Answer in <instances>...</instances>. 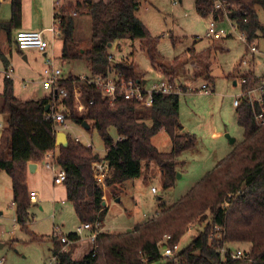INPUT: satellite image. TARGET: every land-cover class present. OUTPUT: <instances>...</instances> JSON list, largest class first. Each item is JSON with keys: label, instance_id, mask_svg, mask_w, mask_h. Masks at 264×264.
Instances as JSON below:
<instances>
[{"label": "trees", "instance_id": "trees-1", "mask_svg": "<svg viewBox=\"0 0 264 264\" xmlns=\"http://www.w3.org/2000/svg\"><path fill=\"white\" fill-rule=\"evenodd\" d=\"M193 1L201 17L220 19L225 16L244 35L246 46L259 37L264 38V24L260 23L256 11L257 5L264 9V0ZM138 6L139 0L54 2L53 23L62 40L60 59L84 61L90 77L105 76L108 70L114 69L125 78L140 79L131 63L110 64L107 59L108 44L123 38L140 39L146 43L152 65L157 64L149 30L135 14ZM80 14L90 16L91 38L86 48L78 45L74 35L75 17ZM20 26L21 0H10V15L7 20H0V32H5L11 40L12 30ZM0 58L7 66L8 61L1 51ZM159 66L169 69L163 72L172 81L174 67ZM60 86L68 92L67 98L61 100L66 119L77 126L85 121L89 125L86 130L94 128L97 131L106 150L103 158L69 135L67 146L55 145L53 122L45 117L51 96L19 99L14 94L12 79L5 76L0 93V111L6 115L0 130V170L11 179L15 221L33 235V240L38 239L26 226L31 206L26 172L28 163L43 161L47 153L53 152L54 163L65 171L66 199L72 204L77 220L96 231L94 247L80 259L70 256L71 247L60 250L61 244L53 238L55 264H153L161 259L166 260L165 264H264V123H256L246 100L235 110L237 122L243 128V139L213 168L175 202L160 207L155 216L135 224L130 230L106 232L96 227L101 223L106 206L103 205L102 187L94 179L92 164L107 161L109 176L105 184L116 186L127 179L139 178L142 164L154 161L163 172L164 185L172 186L177 158L193 149L196 139L192 133L183 132L179 94H154L150 107L138 108L135 101L121 96L109 103L100 90L70 73L60 81ZM74 87L80 90L84 105L81 113L73 106ZM145 112H148L149 123ZM111 127L115 129L116 139L109 134ZM160 129L171 141L169 152L159 151L152 143V137ZM225 203L227 206H223ZM194 220L205 222L199 234L174 257H161L157 243L163 235L170 236L169 244L179 242L188 223ZM66 235L79 239L75 232ZM235 243L248 244L244 257L221 256L217 251L221 246L230 248Z\"/></svg>", "mask_w": 264, "mask_h": 264}, {"label": "rangeland", "instance_id": "rangeland-1", "mask_svg": "<svg viewBox=\"0 0 264 264\" xmlns=\"http://www.w3.org/2000/svg\"><path fill=\"white\" fill-rule=\"evenodd\" d=\"M67 1L74 2L60 0L59 4ZM33 2V6L41 7L40 11L35 10L37 6L34 8V24L49 28L53 23V1ZM256 11L260 23L264 24V9L257 5ZM135 14L149 30L153 40L151 49L157 64L152 65L143 40L129 38L120 39L108 47L107 51L112 55L111 64L119 61L131 63L139 78L147 80V85L161 78H168L163 70L169 69L159 64L172 65V81L181 91L179 119L184 128L183 132L192 133L196 143L193 149L183 152L177 158L172 186L164 185L163 172L154 161L142 164L139 178L127 179L116 186L105 184L102 190L106 211L102 216L100 230L106 232L130 230L135 224L155 216L160 207L175 202L206 171L213 168L235 143L243 139V128L237 122L236 107L233 106L235 95L241 92L240 87L235 86L233 81L238 82L239 77L247 71V67L240 65L247 48L237 38L240 32L231 27L228 19L223 16L220 18L223 22L221 26L228 29L230 36L219 40L207 39L205 31L211 17L197 15L193 0H139ZM9 15L10 0H0V20H7ZM15 33L16 30H12L11 40H8L7 34L0 32V51L8 61L5 66L4 60L0 58V93L5 76L3 71L11 67L15 96L19 99H31L47 95L42 86L46 57L34 49L19 52L14 42ZM74 35L80 47L86 48L90 45L89 15L80 14L75 17ZM43 36L50 44L48 55L55 57L64 75L70 73L80 77L90 76L84 61L60 59V37L56 36L52 40V35L47 30L43 31ZM255 42L258 48L255 68L259 70L264 58V38L259 37ZM204 83L208 85V93L200 91ZM181 87L185 90L182 91ZM1 104L0 96V106ZM56 105L58 109H62L60 101ZM5 121L6 115L0 111V122L5 124ZM146 122L149 123L150 119ZM70 125L64 130L65 133L72 138L78 137L83 145L90 146L99 157L105 156L103 141L94 128L86 130L72 123ZM108 131L112 138H117L114 128L111 127ZM226 134L234 139V143H229ZM152 143L161 152H169L172 147L169 136L163 129L152 137ZM40 162L43 173L27 175L28 186H36L42 197L37 202H30L26 221L29 231L38 236L37 240H33V235L23 230L15 221L11 179L4 170L0 171V264H54L51 256L55 230L67 234L76 232L80 225L72 204L63 193V185L52 187L50 169L45 167L46 159ZM152 187L155 192H151ZM60 201L64 203L61 204ZM194 221L195 225L191 230L186 227V232L178 242L180 250L199 234L205 223ZM93 246L89 231L83 229L80 239L70 248V256L80 259ZM229 247L244 252L249 249L246 243H235ZM165 261L161 259L153 264H165Z\"/></svg>", "mask_w": 264, "mask_h": 264}, {"label": "built area", "instance_id": "built-area-1", "mask_svg": "<svg viewBox=\"0 0 264 264\" xmlns=\"http://www.w3.org/2000/svg\"><path fill=\"white\" fill-rule=\"evenodd\" d=\"M57 2L58 0H52ZM220 5L217 4L216 8ZM229 21V20H228ZM223 23L220 19H211L208 22L207 29L205 31V37L210 40H219L230 36L228 29L221 26ZM231 27L235 28L230 22ZM45 30L49 31L52 35V40L58 36V30L56 29L54 23L49 28ZM44 30H24L17 29L14 42L16 47L20 51H25L28 49H34L41 52L45 57L44 69H43V79L42 86L46 90L47 95L51 96L52 99L48 105V110L45 117L53 122L55 135L57 132L68 129L70 121L65 117V114L61 109L57 108L56 102L64 98H67L68 92L66 88L60 86V81H62L66 75L63 74V71L59 64L56 63L55 57L51 54L48 55L50 44L43 36ZM239 40L246 43V39L242 33L237 36ZM258 53V48L256 42H252L247 45L245 53L242 55L240 60V65L247 67V71L239 77L238 82L235 80V86L240 87V94L235 95L233 100V106L237 107L242 100H246L251 108L254 115V119L257 124L264 123V58L260 65V69L256 70V60L255 54ZM264 55V54H263ZM107 59L109 63L112 62V55L108 54ZM12 68H5L3 73L5 77H10L12 75ZM82 80H85L87 83L92 84L95 89L101 91L102 96L108 100L109 103H114L119 96L123 97L125 100L135 101L138 108H147L150 107L153 102L154 94H180L178 86L171 81L169 78H161L158 81H154L147 85V80L137 79L133 80L130 78H125L121 72L114 69L108 70L105 76H95V77H80ZM200 91L208 93V85L202 84ZM74 109L76 112H83L84 105L81 101L80 90L78 87H74L72 90ZM4 126L0 122V130ZM67 134V133H66ZM69 134H67L68 137ZM75 141H80L78 137L73 138ZM56 145V144H55ZM57 146V145H56ZM53 152L46 154L45 167L50 169L51 172V181L54 185H63L65 179V171L58 167L53 161ZM92 171L96 183L100 187L105 186V178L109 176V167L108 163L105 160H99L92 164ZM151 192H155V188H151ZM28 198L31 203L37 202V193L36 191H29ZM63 202V201H62ZM223 206H227L225 203ZM195 225V221L188 223L187 229ZM98 224H96V227ZM90 225L80 224L76 229V234L80 236L82 230H90ZM96 231H92L89 236V239L94 243ZM55 239L61 244L60 250L66 251L69 249L77 240L68 237L66 234H63L60 231L55 230L54 234ZM170 236L163 235L162 239L157 243L158 251L163 258H172L179 251L178 242L169 244ZM94 247V246H93ZM217 251L224 256L228 254L231 258H240L245 255L244 251L240 249L232 250L227 248L225 245L217 249ZM51 261L55 264L56 256H51Z\"/></svg>", "mask_w": 264, "mask_h": 264}, {"label": "crops", "instance_id": "crops-1", "mask_svg": "<svg viewBox=\"0 0 264 264\" xmlns=\"http://www.w3.org/2000/svg\"><path fill=\"white\" fill-rule=\"evenodd\" d=\"M33 1L34 0H21V26H20L19 29H24V30H44L45 29V28H42V27H39V26L35 25L34 22H33V20H32V16L35 14V10H37V11H40L41 10V7L40 6H37V5H36L37 7L36 6H33V5H35V3ZM57 3H60V0H58ZM53 5H54V2H52V12H51L52 15H53ZM34 8H35V10H34ZM52 20H53V18H52ZM1 21H4V20H1ZM23 56H25V55H23ZM24 59L26 60V56H25ZM233 84L235 85V80L233 81ZM144 114H145V119L148 120V118H149L148 117V112H145ZM41 163L42 162H33V164H34L33 169L32 170H29L27 168V172H26V183H27L28 190L29 191H36V193H37V199L38 200L41 197V195H40V193L38 191V188L36 186H33V187H29L28 186L27 175H29V174H41V173H43V166H41ZM50 183L52 184V187H60L61 186V185H54L51 180H50ZM53 189L55 190L56 188H53ZM63 193H64V195L66 197L65 188L63 190ZM53 198H52V200H54ZM60 202H61V204L64 203V201L63 202L60 201ZM104 205H106L105 199H104ZM100 225H101V223L98 224V229H100ZM87 231H89V236H90V234L92 233V230H87ZM79 239H80V236H79Z\"/></svg>", "mask_w": 264, "mask_h": 264}, {"label": "water", "instance_id": "water-1", "mask_svg": "<svg viewBox=\"0 0 264 264\" xmlns=\"http://www.w3.org/2000/svg\"><path fill=\"white\" fill-rule=\"evenodd\" d=\"M111 44H108V46H110ZM23 58H25V56H23ZM48 109V106L46 107V110ZM82 128L84 129H87L89 127V125L87 124V122H83V124L81 125ZM226 138L228 139L229 143H234V139L231 138L228 134L225 135ZM55 144L57 146H67L68 144V137H67V134L65 132H62V131H59L56 133L55 135ZM34 167V164L33 163H29L28 164V169L29 170H32ZM103 205H104V202H103Z\"/></svg>", "mask_w": 264, "mask_h": 264}]
</instances>
